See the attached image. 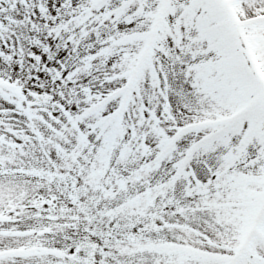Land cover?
<instances>
[{
	"label": "snow or ice",
	"instance_id": "snow-or-ice-1",
	"mask_svg": "<svg viewBox=\"0 0 264 264\" xmlns=\"http://www.w3.org/2000/svg\"><path fill=\"white\" fill-rule=\"evenodd\" d=\"M0 264H264V0H0Z\"/></svg>",
	"mask_w": 264,
	"mask_h": 264
}]
</instances>
